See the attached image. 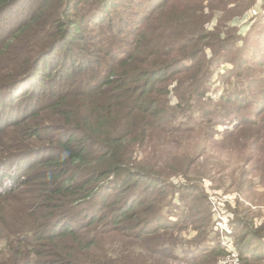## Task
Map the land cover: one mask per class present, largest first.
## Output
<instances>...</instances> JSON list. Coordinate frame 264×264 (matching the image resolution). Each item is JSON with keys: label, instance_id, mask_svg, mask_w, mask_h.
Returning <instances> with one entry per match:
<instances>
[{"label": "trees", "instance_id": "trees-1", "mask_svg": "<svg viewBox=\"0 0 264 264\" xmlns=\"http://www.w3.org/2000/svg\"><path fill=\"white\" fill-rule=\"evenodd\" d=\"M219 7L225 2L0 0V264L225 256L220 244L206 245L208 226H194L197 243L177 258L175 233L199 214L175 217V195L189 189V200L196 186L167 183L193 170L220 173L206 160L197 166L204 155L193 141L230 116L220 149L227 141L248 149L250 171L264 177L255 157L264 143V9L239 44L240 30L221 36L226 17L205 29ZM222 64L231 68L217 81L235 84L213 96L207 86ZM10 200L16 210H3ZM231 229L240 264L263 262L253 223L234 220Z\"/></svg>", "mask_w": 264, "mask_h": 264}, {"label": "rangeland", "instance_id": "rangeland-1", "mask_svg": "<svg viewBox=\"0 0 264 264\" xmlns=\"http://www.w3.org/2000/svg\"><path fill=\"white\" fill-rule=\"evenodd\" d=\"M222 1L225 2L226 8L221 9V7H219L221 12H215L213 18L205 26V29L207 31H212L216 25L219 24L220 17L221 19L222 17H226V19L222 20V23L226 25L224 28L222 27L223 32L221 36L224 37V34L225 36L226 34L232 35L233 29L240 30L239 35L235 31V34L238 36L236 43L240 44V40L245 35V32L249 30V27L254 25L255 19L262 13L264 9V0H255L253 5L249 3L251 0ZM206 13H208L207 9ZM207 54L210 55L209 51H207ZM3 59L4 58H0V62ZM230 68V64H222L215 70L214 78L207 86L211 95L217 96V94H221L222 88H232V83L235 84V80L233 79L228 82H223L221 80L219 82L217 81L216 73L222 74ZM172 87L173 86L170 88ZM169 100L171 105L175 104V98L172 93L169 96ZM232 119V116L226 118L224 120V126H203V130L208 132L207 134L210 137L207 135L204 141H200V139H194L193 141L196 150L204 155L202 159L198 161L197 166H203L205 169L203 163L205 162L204 160H206L208 161L207 169L214 167L216 172L217 167L220 173L217 172V174H207V176H205L204 174H198L199 170H193L191 174H187L186 176L172 175L167 180V183L177 188H181L182 186L183 189H185L186 186H196V189L191 191L192 196L191 199H189L190 201L186 200V192L189 191V189L187 191L180 190V192L175 195L173 203L174 208L172 210V212L175 213V217L180 213L192 215L197 212L199 214V216L191 218L192 224L186 225V229L182 230L180 233H175L180 241L178 245L180 247H177L175 252L177 258H179L181 250H189V248L197 243L198 232L194 230V226H201L200 228H207L208 226L207 229L209 232L211 230V232L207 237L209 243L206 245L220 244V246L224 248L225 256L219 259L217 264H240L235 243L238 240L231 229L234 220L243 219L246 222H251L254 228L257 229L261 235H264V177H261V173L257 174L250 171L251 164H247L245 159L246 155L249 156L248 149L239 150L237 152L234 150L235 147L229 148L231 147L230 141L224 144L226 149H220L219 143L226 141V139H221L222 134H224ZM3 140H6V138L0 134V141ZM261 147L263 149L255 153V157L259 159L257 165L259 164V167L264 168V143ZM147 152H149V150ZM242 172L246 173L245 176H242ZM262 172L264 173V170ZM1 207L3 210H16V205L12 204V200ZM171 220L174 221L173 218H171ZM3 234L1 230L0 247L5 243ZM201 249H205V246L200 247L199 250ZM167 264L182 263L176 260L167 261ZM259 264H264V261Z\"/></svg>", "mask_w": 264, "mask_h": 264}]
</instances>
